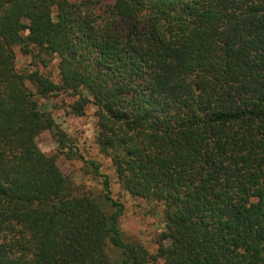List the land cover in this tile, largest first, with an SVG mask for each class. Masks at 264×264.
<instances>
[{"label":"trees","instance_id":"trees-1","mask_svg":"<svg viewBox=\"0 0 264 264\" xmlns=\"http://www.w3.org/2000/svg\"><path fill=\"white\" fill-rule=\"evenodd\" d=\"M16 46L56 56L59 82L18 72ZM58 91L95 106L121 186L161 204L154 254L98 163L96 195L38 148L47 130L76 149L36 99ZM156 261L264 264V0H0V264Z\"/></svg>","mask_w":264,"mask_h":264},{"label":"rangeland","instance_id":"rangeland-1","mask_svg":"<svg viewBox=\"0 0 264 264\" xmlns=\"http://www.w3.org/2000/svg\"><path fill=\"white\" fill-rule=\"evenodd\" d=\"M107 3L113 0H96ZM54 12L56 9L54 8ZM35 49L31 54H23L18 46L14 47L15 67L20 73L38 70L55 83L59 82L58 58L55 56L46 64L35 57ZM27 86L35 91L30 82ZM41 111L49 114L66 132L76 146L73 153H58V143L47 130L36 137L38 148L45 154L57 153V164L66 178L88 189L96 195L102 191L99 177L94 175L88 162L95 161L100 171L107 174L110 181L111 196L123 205V214L119 226L124 238L128 241L139 242L150 254L157 250V239L163 230L161 219V204L136 197L128 193L120 184L110 159L103 155L96 144L95 106L87 103L82 115L78 116L71 110L76 96L72 92L58 91L47 97L36 96ZM112 258H119V251L109 248ZM160 261L147 264H160Z\"/></svg>","mask_w":264,"mask_h":264}]
</instances>
